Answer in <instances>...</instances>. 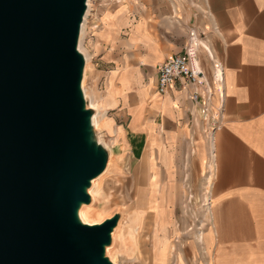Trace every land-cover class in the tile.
Here are the masks:
<instances>
[{
	"label": "crops",
	"instance_id": "0c3cea01",
	"mask_svg": "<svg viewBox=\"0 0 264 264\" xmlns=\"http://www.w3.org/2000/svg\"><path fill=\"white\" fill-rule=\"evenodd\" d=\"M168 1L139 10L129 41L134 64L120 74L129 133L152 175L147 186L159 173L173 182L182 172L178 189L188 173L202 174L206 264H264V0ZM187 46L206 81L215 63L223 69L222 101L213 96L206 118L184 80L157 92L159 67L174 55L187 59Z\"/></svg>",
	"mask_w": 264,
	"mask_h": 264
},
{
	"label": "water",
	"instance_id": "95a60500",
	"mask_svg": "<svg viewBox=\"0 0 264 264\" xmlns=\"http://www.w3.org/2000/svg\"><path fill=\"white\" fill-rule=\"evenodd\" d=\"M87 0H0V264H113L120 216L82 223L109 152L78 50Z\"/></svg>",
	"mask_w": 264,
	"mask_h": 264
},
{
	"label": "rangeland",
	"instance_id": "374dc122",
	"mask_svg": "<svg viewBox=\"0 0 264 264\" xmlns=\"http://www.w3.org/2000/svg\"><path fill=\"white\" fill-rule=\"evenodd\" d=\"M145 4L152 7L155 0H93L86 19L82 42L89 56L86 94L105 114L96 132L109 152L106 175L93 206L101 212L95 224L114 214L120 216L119 240L114 242L119 250L116 264H206L203 236L209 226L210 205L202 174L187 170L188 181L178 189L182 172L175 174L173 182L159 173L156 183L148 187L152 175L129 133L131 110L122 101L120 74L134 64L129 41ZM148 14L156 19L155 13ZM114 96L117 102L111 103Z\"/></svg>",
	"mask_w": 264,
	"mask_h": 264
},
{
	"label": "built area",
	"instance_id": "2783aa9c",
	"mask_svg": "<svg viewBox=\"0 0 264 264\" xmlns=\"http://www.w3.org/2000/svg\"><path fill=\"white\" fill-rule=\"evenodd\" d=\"M190 50L191 52L187 59L180 55H174L159 67L157 92L165 94L172 83L184 80L193 89L188 96L189 100L193 103L201 104L203 116L206 118L208 117L207 111L213 96L217 94L222 101L223 69L220 63H215L214 80L212 82L206 81L202 72L194 66L195 53L191 48ZM215 125L216 123H214Z\"/></svg>",
	"mask_w": 264,
	"mask_h": 264
},
{
	"label": "bare ground",
	"instance_id": "6f19581e",
	"mask_svg": "<svg viewBox=\"0 0 264 264\" xmlns=\"http://www.w3.org/2000/svg\"><path fill=\"white\" fill-rule=\"evenodd\" d=\"M92 1L93 0H87V9H86V12H85V15L83 18V22H82L81 28H80V35H79V40H78V50L83 51V57L85 60V66H84V72H83V77H82V82H81V88H82L84 97H85L86 101L88 102L89 107H92L96 111L92 116V125H93L94 129H97L99 124L105 118V114H102V111L96 107V105L94 104V102L91 99V96L88 97L86 94V87H85L86 76H87L86 69H87V65H88V61H89V56H88V54H86V52H84V50L82 48V42L84 39L85 27H86V19L88 17L89 10L91 9ZM108 163H109V159H108ZM105 172H106V170L100 176H98L96 179H94L91 182V186L88 189V194L90 196V204L82 205L78 210V217L82 223L92 225V224H95V221L101 219V216H100L101 212L94 209L93 206H94L95 202L97 201L98 192H99L101 182H102L104 176L106 175ZM120 222L117 224L116 228L113 230L112 235H111V244H110V246H108L106 248V252H105L106 256H108V258L110 259V261L113 264H116L115 261L117 260L118 255H119V250L116 249L114 242L116 239H118L117 237L119 235Z\"/></svg>",
	"mask_w": 264,
	"mask_h": 264
}]
</instances>
